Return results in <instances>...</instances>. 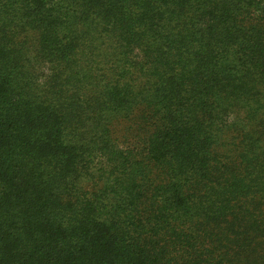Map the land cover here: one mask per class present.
I'll return each mask as SVG.
<instances>
[{
  "label": "trees",
  "instance_id": "obj_1",
  "mask_svg": "<svg viewBox=\"0 0 264 264\" xmlns=\"http://www.w3.org/2000/svg\"><path fill=\"white\" fill-rule=\"evenodd\" d=\"M0 264H264V0H0Z\"/></svg>",
  "mask_w": 264,
  "mask_h": 264
}]
</instances>
